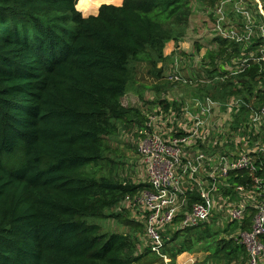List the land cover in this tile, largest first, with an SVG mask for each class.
I'll return each mask as SVG.
<instances>
[{"label": "trees", "instance_id": "trees-1", "mask_svg": "<svg viewBox=\"0 0 264 264\" xmlns=\"http://www.w3.org/2000/svg\"><path fill=\"white\" fill-rule=\"evenodd\" d=\"M112 1L122 0H0V264H138L152 254L138 252L142 223L109 215L150 185L107 176L103 162L107 139L146 120L123 104L131 63L163 60L168 42L184 34L191 0H124L102 5L97 15L80 12ZM220 43L231 46L232 59L240 56L239 45ZM262 44L258 39L250 51L261 57ZM219 76L202 100L221 110L240 98L248 111L258 109L256 102L264 106V61ZM246 103L236 120L247 116ZM232 178L249 186L252 177ZM110 218L129 231L104 233L89 221ZM207 225L166 238L164 253L181 234ZM239 228L229 224L233 236L219 241L217 252L248 260L234 237Z\"/></svg>", "mask_w": 264, "mask_h": 264}, {"label": "built area", "instance_id": "built-area-1", "mask_svg": "<svg viewBox=\"0 0 264 264\" xmlns=\"http://www.w3.org/2000/svg\"><path fill=\"white\" fill-rule=\"evenodd\" d=\"M231 1L239 4L235 25L227 31L221 28L226 22L222 7L215 25L218 39L242 47L240 56L225 68L228 72L231 65L236 69L231 74L236 75L250 62L264 61V9L258 11L245 0ZM258 39L263 42L261 57L250 51ZM241 102L230 100L222 110L230 114L214 125L209 119L214 108L221 106L209 97L196 101L195 114L188 110L179 122L176 118L169 122L177 123L178 128L163 123L162 113L148 118L137 151L150 189L133 201L144 226L147 249L157 257L169 259L164 253L168 231L198 228L221 215L222 220L239 225L234 237L248 251L247 264H264V106L239 121ZM240 172L252 177L249 186L233 180ZM194 195L198 199L190 203ZM248 219L250 225L242 230Z\"/></svg>", "mask_w": 264, "mask_h": 264}, {"label": "rangeland", "instance_id": "rangeland-1", "mask_svg": "<svg viewBox=\"0 0 264 264\" xmlns=\"http://www.w3.org/2000/svg\"><path fill=\"white\" fill-rule=\"evenodd\" d=\"M121 1V0H118ZM124 0L117 2H102L95 13L80 11L83 16L97 15L102 5L121 6ZM253 3L258 11L264 9L262 0H245V4ZM238 2L231 0H191L187 25L184 34L180 38L168 42L167 55L159 63L152 62H132L133 80L129 84L123 104L141 111L145 117L144 126L133 124L130 129L121 127L120 132L109 139V151L107 159L103 162V173L110 177L118 178L121 181H130L134 185L149 184V176L143 165L142 158L137 151L138 143L144 139L148 118L153 115L163 114V123L168 127L178 128V124H170L175 118L179 120L185 113L195 114L196 101L203 95L202 90L209 84L220 82V71L231 64L233 51L231 46H223L218 39L216 31L217 11L223 8L226 17L225 24L221 27L224 31L235 25V8ZM224 27V28H223ZM166 53V52H165ZM227 67L228 74L236 69ZM153 73V74H152ZM213 73V74H212ZM213 76V79L210 76ZM156 75H159L156 77ZM178 80H177V78ZM228 77V76H226ZM172 79V80H171ZM217 80V81H216ZM262 85H254V92L258 91ZM240 100H242L240 98ZM167 103L165 109L160 103ZM246 101L241 102L240 110ZM247 104V103H246ZM163 108L161 112L154 113L158 108ZM258 109L260 106L256 102ZM246 107V106H245ZM247 112L250 114L253 109ZM257 110V109H255ZM214 115L209 119V124L214 125L229 111H222L221 108H214ZM153 114V115H152ZM247 114V115H248ZM212 120V121H211ZM215 120V121H214ZM220 123V122H219ZM134 198L127 199L117 208L109 213L120 214L121 219L139 220V212ZM119 219H89L90 222L100 225L104 233H127L129 228ZM206 228L201 231H194L181 234L178 239L170 242L168 248L169 257L172 264H247V256L239 254L237 258H228L222 253H218L219 241L229 240L233 233L229 230L230 222L222 220L221 215L214 216ZM181 233L180 231H177ZM138 244L147 249L148 240L145 230L137 232ZM169 241L173 235L170 231L165 234ZM140 253V252H139ZM149 259V258H148ZM145 259L139 264H162L154 259Z\"/></svg>", "mask_w": 264, "mask_h": 264}, {"label": "crops", "instance_id": "crops-1", "mask_svg": "<svg viewBox=\"0 0 264 264\" xmlns=\"http://www.w3.org/2000/svg\"><path fill=\"white\" fill-rule=\"evenodd\" d=\"M165 55H167L168 53H167V47H166V49H165ZM182 231V230H181ZM177 233V231H175V232H170V234H176ZM144 250H146L144 247H142L141 245H139V247H138V252H143ZM222 253V252H221ZM167 255V254H166ZM167 257L169 258V259H167V260H164V259H162V258H160V257H157L156 255H154V254H151L150 256H148L147 258H145V259H147V261L149 260V259H151L152 260V262H155V260L154 259H156L157 261H160L162 264H172V259L169 257V255H167ZM149 258V259H148ZM144 259V260H145ZM143 260V261H144ZM142 261V262H143ZM139 264V263H138Z\"/></svg>", "mask_w": 264, "mask_h": 264}]
</instances>
